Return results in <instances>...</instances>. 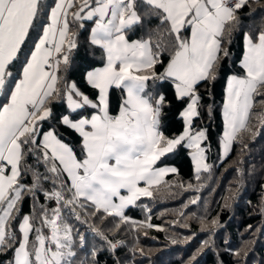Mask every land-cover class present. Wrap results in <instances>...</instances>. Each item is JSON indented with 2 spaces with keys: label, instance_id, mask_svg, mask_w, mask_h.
Here are the masks:
<instances>
[{
  "label": "snow or ice",
  "instance_id": "snow-or-ice-1",
  "mask_svg": "<svg viewBox=\"0 0 264 264\" xmlns=\"http://www.w3.org/2000/svg\"><path fill=\"white\" fill-rule=\"evenodd\" d=\"M253 4L264 11L261 0H0V255L11 253L8 264H76L77 249L86 251L80 264H98L101 253L125 245L118 238L125 224L132 232L167 231L153 225L151 215L135 221L126 209L141 206L142 197L154 199L162 185L173 194L206 186L203 173L213 165L202 147L206 130L192 127L202 99L197 86L217 79L236 34L243 51L224 89L220 162L245 133L264 130V108L254 111L264 106V24L245 30L241 16L246 7L252 15ZM82 31L89 33L83 42ZM82 46L102 53V67L83 74L94 98L70 75ZM167 86L183 105L179 134L164 131L173 111ZM113 89L121 93L116 114ZM56 104L66 111L57 114ZM62 129L79 137V151ZM181 148L190 150L195 185L166 180L176 167H157ZM29 198L33 211L22 215ZM234 198L226 195L224 206ZM177 216L167 223L188 228L186 213ZM109 218L106 233L101 225ZM220 226L218 217L200 218V231L210 235L189 264L211 246L212 230ZM175 236L166 239L176 244Z\"/></svg>",
  "mask_w": 264,
  "mask_h": 264
},
{
  "label": "trees",
  "instance_id": "trees-1",
  "mask_svg": "<svg viewBox=\"0 0 264 264\" xmlns=\"http://www.w3.org/2000/svg\"><path fill=\"white\" fill-rule=\"evenodd\" d=\"M264 4V0H261ZM256 11L252 15L251 8H244L241 11L242 22L245 30L249 26L258 27L264 24V11L260 5L251 6ZM88 24V22H85ZM90 28V24H89ZM88 31H82L79 39L83 42L87 39ZM239 34L233 37V42L229 46L230 56L222 62V67L217 79L212 82H201L198 93L202 97L200 100L199 116L192 121L193 131L198 129L206 130V139L202 147L207 149V163L213 165L210 173H203L206 186L199 192L192 190L184 191L180 188L174 189V194L169 193L162 185L160 191L154 199L142 197L137 202L141 206H130L126 209V215L135 221H144L151 215L153 225H161L167 231H157L155 228H142L138 232H132L130 225L125 224L118 234V238L125 242V245L117 250L115 254L101 253L98 264H113L114 259H119L122 264H189L191 256L200 247L202 241L209 238V232L200 231V218L207 220L219 218L220 227L212 230L211 246L197 256L191 264H264V130L252 137L245 133L243 142H236L224 161L220 162V137L223 132V120L221 106L226 80L229 75L239 71V59L242 56V40ZM102 53L99 49L87 48L82 46L74 53V64L71 70V78L80 86L81 90L94 98L92 90L83 80V74L96 67H102ZM173 100V111L169 114L168 126L164 129L165 134H179L183 131V120L178 113L183 107L182 104L174 100V93L171 86L165 89ZM120 91L113 89L110 94V108L112 114L118 112L120 101ZM259 99V98H257ZM209 105H211V117L209 116ZM57 114L66 111V107L60 104L54 105ZM264 108L260 104L256 105L254 111ZM85 111V114L91 112ZM256 121L253 119V124ZM47 128V122H45ZM63 137L69 143L77 146L79 137L69 130L62 129ZM247 144L246 150L243 145ZM237 161L242 163L237 164ZM173 166L178 169V173L169 174L165 177L169 181H180L185 185L197 184L193 177V164L190 150L181 148L177 153L165 156L157 163V166ZM237 168L240 169L238 173ZM238 189V191H237ZM231 190V192H230ZM233 195L235 198L228 202L225 207L226 195ZM200 197L197 204H187L191 198ZM143 205H146L150 212H145ZM183 210L186 213L184 223L188 228L173 226L167 223L177 220V212ZM33 211L31 199H26L21 207V214H30ZM74 224L75 221H72ZM251 225V228H249ZM83 232L84 225H77ZM107 233V229L112 227L111 218L101 225ZM147 232V235L144 233ZM195 233L194 239L185 243L184 236ZM179 241L172 244L166 236H173ZM91 240V233H88ZM156 237V239H152ZM144 250L145 255H139L137 250L133 253L132 249ZM236 250H241L240 256L233 255ZM78 256L76 264L85 259L86 251L77 249ZM245 252L247 253L245 255ZM11 253L0 255V264H8Z\"/></svg>",
  "mask_w": 264,
  "mask_h": 264
},
{
  "label": "rangeland",
  "instance_id": "rangeland-1",
  "mask_svg": "<svg viewBox=\"0 0 264 264\" xmlns=\"http://www.w3.org/2000/svg\"><path fill=\"white\" fill-rule=\"evenodd\" d=\"M93 70V69H92ZM223 133V132H222ZM221 137H222V135H221ZM220 137V138H221ZM220 155H221V147H220ZM168 166V165H167ZM157 167H164V166H157ZM169 167H173V166H169Z\"/></svg>",
  "mask_w": 264,
  "mask_h": 264
},
{
  "label": "crops",
  "instance_id": "crops-1",
  "mask_svg": "<svg viewBox=\"0 0 264 264\" xmlns=\"http://www.w3.org/2000/svg\"><path fill=\"white\" fill-rule=\"evenodd\" d=\"M226 82H227V80H226ZM225 87H226V85H225ZM222 115V114H221Z\"/></svg>",
  "mask_w": 264,
  "mask_h": 264
}]
</instances>
